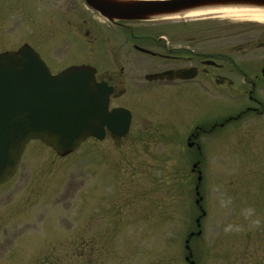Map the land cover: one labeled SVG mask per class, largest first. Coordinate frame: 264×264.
Wrapping results in <instances>:
<instances>
[{
	"label": "rangeland",
	"instance_id": "obj_1",
	"mask_svg": "<svg viewBox=\"0 0 264 264\" xmlns=\"http://www.w3.org/2000/svg\"><path fill=\"white\" fill-rule=\"evenodd\" d=\"M193 20L186 26L213 40L214 55L236 58L228 50L244 39L264 40L263 23ZM176 22L184 21L112 31L82 0H0V55L28 47L53 74L89 66L98 81L122 83L110 107L133 116L120 141L88 140L62 157L39 142L26 147L0 186V264H264V140L254 124L200 137L199 153L189 150L173 93L144 84L154 62L120 48L131 33L175 34ZM212 97L202 113L237 111L236 89Z\"/></svg>",
	"mask_w": 264,
	"mask_h": 264
},
{
	"label": "water",
	"instance_id": "obj_2",
	"mask_svg": "<svg viewBox=\"0 0 264 264\" xmlns=\"http://www.w3.org/2000/svg\"><path fill=\"white\" fill-rule=\"evenodd\" d=\"M83 2L109 22H147L158 16L231 5L264 7V0ZM95 74L93 68L80 66L53 75L39 55L25 46L17 52L0 55V186L16 174L25 148L32 141L62 157L76 152L89 139L102 141L106 131L118 138L127 134L129 113L122 109L109 110L112 89L96 83ZM160 76L147 79L156 80ZM200 179L199 176L197 181Z\"/></svg>",
	"mask_w": 264,
	"mask_h": 264
},
{
	"label": "flooded vegetation",
	"instance_id": "obj_3",
	"mask_svg": "<svg viewBox=\"0 0 264 264\" xmlns=\"http://www.w3.org/2000/svg\"><path fill=\"white\" fill-rule=\"evenodd\" d=\"M203 20L205 19H200ZM104 21L107 23L106 28L112 31H115V28L124 31L132 24L154 22ZM183 21L176 22L169 28L171 31L175 30V34L167 33L169 32L167 29L156 34L155 37L139 36L141 34L135 36L131 33L122 42L120 48L130 47L146 64L154 62L151 68L156 67L155 72L144 77V84L156 85L173 93L176 109L174 124L179 132L184 133L183 137H187L186 146L189 150H196L199 153L200 147L197 142L200 137L214 136L228 131L229 126L232 125H238L239 129L245 130L253 123L256 135L264 140V40L260 39L258 40L260 42H256L249 38L244 39L238 48L228 50V53H236V58L227 57L223 50L215 52L214 55L211 48L213 40L209 37L198 38L195 26L192 24L186 26L192 21L195 23L196 20L183 19ZM102 29V26H99V30ZM39 56L43 60L41 55ZM184 71L189 72L184 73ZM95 72L96 83H104L112 89L109 110L127 111L130 122L124 137L118 138L106 131L102 141H94L103 142L107 138L113 141L123 140L129 134L133 116L122 106L110 107L122 83H114L113 79L98 81L97 71ZM120 73L123 74V69ZM155 75H161L160 79H147ZM214 89H225L232 93L236 89L239 97L237 111L221 116L202 113L204 106L209 102L212 103ZM198 166L199 163L195 162L192 168L196 169Z\"/></svg>",
	"mask_w": 264,
	"mask_h": 264
},
{
	"label": "bare ground",
	"instance_id": "obj_4",
	"mask_svg": "<svg viewBox=\"0 0 264 264\" xmlns=\"http://www.w3.org/2000/svg\"><path fill=\"white\" fill-rule=\"evenodd\" d=\"M115 1L137 2L142 0H115ZM206 17L247 20L250 22L264 24V7L255 6V5H231V6H221L216 8H201V9L189 10L180 14L158 16L150 19L149 21H163V20H174V19L190 20V19H198V18H206Z\"/></svg>",
	"mask_w": 264,
	"mask_h": 264
},
{
	"label": "trees",
	"instance_id": "obj_5",
	"mask_svg": "<svg viewBox=\"0 0 264 264\" xmlns=\"http://www.w3.org/2000/svg\"><path fill=\"white\" fill-rule=\"evenodd\" d=\"M54 263H55V264H58L57 262H54ZM54 263H53V264H54Z\"/></svg>",
	"mask_w": 264,
	"mask_h": 264
}]
</instances>
